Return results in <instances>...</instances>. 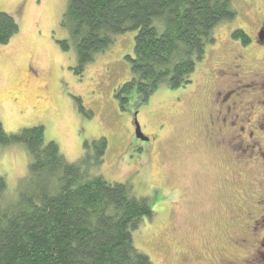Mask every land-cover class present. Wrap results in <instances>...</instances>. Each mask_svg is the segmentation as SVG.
Listing matches in <instances>:
<instances>
[{"label": "rangeland", "instance_id": "374dc122", "mask_svg": "<svg viewBox=\"0 0 264 264\" xmlns=\"http://www.w3.org/2000/svg\"><path fill=\"white\" fill-rule=\"evenodd\" d=\"M66 6L67 0H0V12L19 27L0 45L4 130L42 126L44 141L57 143L69 162L84 157L85 142L105 138L104 162L90 166L89 176L127 183L149 201L154 216L132 241L152 264H264V46L256 37L264 0H232L236 17L214 29L216 41L189 86L161 85L146 102L133 93L124 109L115 94L131 79L135 32L117 35L80 73L61 26ZM238 29L251 39L245 46L232 38ZM28 76L30 88H18ZM227 109L238 121L233 129ZM135 113L149 138L138 152ZM30 161L25 145L0 144V175L10 189Z\"/></svg>", "mask_w": 264, "mask_h": 264}, {"label": "trees", "instance_id": "16d2710c", "mask_svg": "<svg viewBox=\"0 0 264 264\" xmlns=\"http://www.w3.org/2000/svg\"><path fill=\"white\" fill-rule=\"evenodd\" d=\"M235 17L232 0H67L61 26L80 73L117 35L135 32L131 79L115 94L124 109L133 93L146 102L161 85L189 86L216 41L214 29ZM18 30L0 12V45ZM232 38L244 46L251 41L241 29ZM61 47L68 51L69 42ZM0 144H23L31 158L16 188L0 175V264H152L132 241V232L154 216L149 201L134 196L127 183L89 176L90 166L104 162L105 138L85 142L77 162L44 141L42 126L8 133L0 122Z\"/></svg>", "mask_w": 264, "mask_h": 264}, {"label": "flooded vegetation", "instance_id": "af4514ba", "mask_svg": "<svg viewBox=\"0 0 264 264\" xmlns=\"http://www.w3.org/2000/svg\"><path fill=\"white\" fill-rule=\"evenodd\" d=\"M259 31H260V29L258 30V32L256 33L257 35H258V33H259ZM257 35H256V37H257ZM257 42H258V39H257ZM261 45H263L264 46V44H261ZM230 94H232V92L230 93ZM229 94V96H228V98H230L231 97V95ZM224 103H226V101H224ZM227 111H228V115H229V117L231 118V115H230V111H232L231 109H227ZM232 120H233V122H231V125H229L232 129L234 128V126H235V122H238V121H236V118H231ZM227 117H224L223 118V120H222V126H226V128L228 127V125H227ZM235 121V122H234ZM239 128V127H238ZM241 129H243V131H244V127L243 128H241ZM142 130V129H141ZM237 130V129H236ZM239 130V129H238ZM142 133H143V131H142ZM134 136H135V134H134ZM137 139V138H136ZM147 141H149V138H148V140ZM147 141H143V140H140V139H137V141L136 142H134L135 143V145H136V149H134L133 148V151H137L138 152V150H140L141 149V147H140V145L141 144H143V143H145V142H147ZM138 142V143H137ZM138 147V148H137ZM141 151V150H140ZM264 156V154H262V157ZM258 241H260V240H258ZM262 241H264V237L262 238ZM259 243V245L264 249V243H261V242H258ZM242 248H243V246H242ZM247 251H249V250H247ZM256 252L257 251H255L254 253H252V254H250V256L251 257H256L258 254H256ZM263 257H264V254L262 255ZM229 264H233V263H229Z\"/></svg>", "mask_w": 264, "mask_h": 264}, {"label": "water", "instance_id": "95a60500", "mask_svg": "<svg viewBox=\"0 0 264 264\" xmlns=\"http://www.w3.org/2000/svg\"><path fill=\"white\" fill-rule=\"evenodd\" d=\"M258 40H259V43L261 44H264V27L260 30L259 34H258ZM136 114L135 113V116H134V134H135V137L137 139H140V140H143V141H147L148 138L146 136H144V134L142 133L141 131V127L137 121V118H136Z\"/></svg>", "mask_w": 264, "mask_h": 264}, {"label": "bare ground", "instance_id": "6f19581e", "mask_svg": "<svg viewBox=\"0 0 264 264\" xmlns=\"http://www.w3.org/2000/svg\"><path fill=\"white\" fill-rule=\"evenodd\" d=\"M41 84L45 83L46 82L44 80H40L39 81ZM19 83L21 84L20 86H18V88H21V89H29L30 88V83H31V78L28 76V77H22L19 79Z\"/></svg>", "mask_w": 264, "mask_h": 264}]
</instances>
